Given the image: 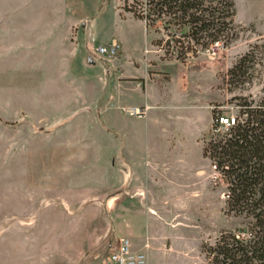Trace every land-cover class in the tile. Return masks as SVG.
<instances>
[{"label": "rangeland", "instance_id": "rangeland-1", "mask_svg": "<svg viewBox=\"0 0 264 264\" xmlns=\"http://www.w3.org/2000/svg\"><path fill=\"white\" fill-rule=\"evenodd\" d=\"M257 1L260 6L259 0H235L239 28L231 45L214 44L186 61L166 58L165 50L153 44L167 38L164 31L123 23L127 39L142 46L151 41L149 50L161 52L176 78H181L183 66L192 82L210 80L217 72L211 90L202 86L196 96L200 102H190L195 97L191 92L167 85L161 92L164 109L186 104L202 110L201 129L206 131L214 109L240 118L238 101H230L235 96L255 102L264 97L263 15L241 23ZM131 2L57 0L56 25L33 28L21 25L29 19L28 8L20 15L22 5L32 8L33 1L0 0V264H112L110 254L120 238L115 206L123 197L136 196L138 188L151 190L147 200L156 212L151 217L155 226L149 225L152 247L176 250L157 262L208 264L202 243L244 224L242 217L226 213L227 184L202 157L205 142L215 133L214 117L209 133L187 135L183 153L193 167L201 161L198 172L188 173L191 167L173 177L169 168L162 180L148 176L147 161L138 158L143 146L129 132L143 133L153 122L127 121L143 118L129 112L142 99L135 94L140 85L120 89L116 60L93 57L95 63L88 62L90 46L110 35L114 18L131 14L124 9ZM99 12L91 40L87 24ZM245 55L247 72L230 85L228 71ZM169 76L167 71L160 77ZM175 145L162 147L163 152L171 149L170 165ZM134 213L130 220L138 222Z\"/></svg>", "mask_w": 264, "mask_h": 264}, {"label": "trees", "instance_id": "trees-1", "mask_svg": "<svg viewBox=\"0 0 264 264\" xmlns=\"http://www.w3.org/2000/svg\"><path fill=\"white\" fill-rule=\"evenodd\" d=\"M124 9L148 28L166 33V39L153 44L168 59L186 61L214 44L228 47L238 37L235 0H132ZM247 58L242 56L229 69L230 85L246 74ZM233 99L240 118L228 131L213 133L203 156L227 184L226 213L245 222L222 230L214 242H203L201 253L208 264H264V97L257 102L243 95ZM221 115L213 110L215 130Z\"/></svg>", "mask_w": 264, "mask_h": 264}, {"label": "crops", "instance_id": "crops-1", "mask_svg": "<svg viewBox=\"0 0 264 264\" xmlns=\"http://www.w3.org/2000/svg\"><path fill=\"white\" fill-rule=\"evenodd\" d=\"M23 1L26 2L27 0ZM28 1H33L34 4L32 8L30 3L27 6L25 3L22 5L23 8L20 10V15H26L24 10L28 8L26 16H28L27 18L29 19L28 21L23 19L21 25H24L26 27L30 26L33 28H41L43 24L45 26H47L48 24H50L48 26H51L52 23L56 25L58 16V9L56 7L57 0ZM252 1L254 2V0ZM259 1L260 6L258 5L257 1L255 10V3H251L247 12L248 16L245 20H241V23H253L254 21H256L257 14H262L264 20V0ZM53 3L54 7H52ZM47 4H49V7H46ZM43 5H46L45 8H43ZM99 15L100 12L94 19L91 20L90 23L87 24V27L90 30L89 38L91 40L95 39L96 36V32L94 31V24L96 23V20L98 19L97 17ZM126 15V19H122V17L118 19L114 18L113 31L107 38L98 40V43H108L113 39H117L122 43L123 51L119 58L116 59V63L121 70V74L119 75V87L120 89H127L130 86L135 87V85L133 84L134 82H137L140 86L135 87V94L139 93L142 99L138 102L135 100V103L131 105L129 110H145V107H149V109L145 111V113L141 116L143 117L141 118V120L127 119V121H130L132 123L144 121L146 125L153 122L152 127L147 125V130L143 133H141L140 130L136 133L129 132V136H131V138L135 137L136 141L143 146L142 149L138 150V158L141 163L144 160L147 161L146 173L148 174V176L158 177L159 179L161 178V180L168 176L169 168L172 169L171 175H173V177H180L181 173L188 172L191 167V169L193 170L189 171L188 173H196L200 170L201 161L199 160V162L193 167L192 164L188 163L190 159L183 153V149L184 146L189 143V138L187 136L188 134L195 132V136L197 138L198 134L204 135L206 133H209L212 128L213 122L212 111L210 114L209 129H206L205 131L201 129L202 110L200 111L194 106H187L186 104H183L181 106L175 105L173 106L172 110L167 111L160 104L162 100L161 92L166 88L167 85H169L170 90L173 89L177 92L180 89L191 92V95H195V97H192L193 100H190V102H200L202 99L196 98V96H200L202 86H205L206 88H209L211 90V87H213V85L216 83L217 72L214 71L213 78H210V80H202L201 83L195 81L192 82L191 80H187V78L185 77L184 74L186 70L183 66L182 70L184 72L182 71L183 73L181 78H176V75L168 70L167 64L165 63L169 61L162 59L161 52L156 50L155 52L149 50L147 46H153L151 44V41L148 43L146 42L147 44L145 46H142V44L139 43V40L135 41V39L134 43H131L127 39L123 26L124 22L132 21L138 24H142L146 29L147 26L144 20L136 18L132 13ZM260 25V27H262L263 29L264 26L262 24ZM167 71L170 73V78L164 80L160 76L163 72ZM196 92H198V95L196 94ZM210 100H212V96ZM127 139L128 136L126 138V141ZM172 142L176 144V147L174 151L172 150V165H170L169 154H171V149L168 148L169 151L165 150L163 152L162 147L169 146V144ZM157 146H160V148H158ZM202 157L205 159L204 156ZM119 158L120 161L124 162L125 155H122V150ZM130 172L132 174V171ZM135 191H137L136 196L123 197L121 204L119 206H115L114 219L119 226L117 230V235L120 237L119 239L123 237L129 238L136 249H141L142 245H144L143 243L146 242L147 239H153L151 237L153 235L150 234L154 233H151L149 231V225L155 226L156 220L154 224V220L151 221V217L155 218L156 212L154 211L152 205L149 203V200H147L148 194L151 190L149 188H138ZM122 193L125 194L126 192ZM135 200L137 203H134ZM134 212L138 213L136 215L138 217V222L130 220L133 218L131 216L135 215ZM135 242H138L140 245L136 247ZM150 246L151 248L147 251V264H166L164 263V261L157 262L156 260H163L165 256H167V253H170L171 251L174 253L176 252V250L174 249L167 250L168 252L156 251L154 250L155 248L152 247L151 242Z\"/></svg>", "mask_w": 264, "mask_h": 264}, {"label": "built area", "instance_id": "built-area-1", "mask_svg": "<svg viewBox=\"0 0 264 264\" xmlns=\"http://www.w3.org/2000/svg\"><path fill=\"white\" fill-rule=\"evenodd\" d=\"M122 51V43L117 39H113L108 43H97L90 46V54L96 59L116 60ZM148 109L149 107H145V110L135 109L131 110L130 113L142 116ZM217 122L218 127L215 132H226L236 124V118H227L221 115ZM150 248L149 239L146 240L141 249H136L129 238L123 237L119 239L110 254V260L112 264H147V251Z\"/></svg>", "mask_w": 264, "mask_h": 264}, {"label": "water", "instance_id": "water-1", "mask_svg": "<svg viewBox=\"0 0 264 264\" xmlns=\"http://www.w3.org/2000/svg\"><path fill=\"white\" fill-rule=\"evenodd\" d=\"M88 62L93 64L95 63V60L92 56H88Z\"/></svg>", "mask_w": 264, "mask_h": 264}]
</instances>
